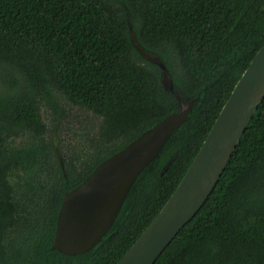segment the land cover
<instances>
[{"label": "trees", "instance_id": "obj_1", "mask_svg": "<svg viewBox=\"0 0 264 264\" xmlns=\"http://www.w3.org/2000/svg\"><path fill=\"white\" fill-rule=\"evenodd\" d=\"M263 45L264 0H0V264H117ZM58 95L102 117L92 148L64 155V167L41 113L43 102L60 109ZM192 99L105 236L78 255L52 248L64 194ZM154 264H264V99L204 206Z\"/></svg>", "mask_w": 264, "mask_h": 264}, {"label": "water", "instance_id": "obj_2", "mask_svg": "<svg viewBox=\"0 0 264 264\" xmlns=\"http://www.w3.org/2000/svg\"><path fill=\"white\" fill-rule=\"evenodd\" d=\"M149 59L165 65L159 57ZM167 88L174 89L164 73ZM264 99V45L235 85L202 147L178 187L157 217L117 264H154L178 233L189 223L217 186L256 110ZM195 99L180 103L173 112L126 147L104 160L76 188L64 194L52 248L78 255L93 248L111 228L133 183L161 152L174 131L182 126ZM64 167V159L60 155Z\"/></svg>", "mask_w": 264, "mask_h": 264}, {"label": "rangeland", "instance_id": "obj_3", "mask_svg": "<svg viewBox=\"0 0 264 264\" xmlns=\"http://www.w3.org/2000/svg\"><path fill=\"white\" fill-rule=\"evenodd\" d=\"M58 104L59 110H55L46 102L41 104V113L48 128L46 139L54 142L56 150L63 158L64 155H82L95 144L102 117L61 95H58ZM25 140L26 137H21L17 138L16 142ZM245 162L247 165L241 164L243 170L250 166L251 158Z\"/></svg>", "mask_w": 264, "mask_h": 264}]
</instances>
